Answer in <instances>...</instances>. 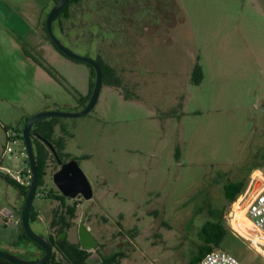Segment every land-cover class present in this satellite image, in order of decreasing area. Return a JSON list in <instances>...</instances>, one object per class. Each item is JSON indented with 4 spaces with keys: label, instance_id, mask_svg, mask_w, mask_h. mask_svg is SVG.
Instances as JSON below:
<instances>
[{
    "label": "rangeland",
    "instance_id": "374dc122",
    "mask_svg": "<svg viewBox=\"0 0 264 264\" xmlns=\"http://www.w3.org/2000/svg\"><path fill=\"white\" fill-rule=\"evenodd\" d=\"M7 1L18 0H0V157L6 127L22 131L40 108L70 110L75 91L88 94L91 77L87 63L70 60L45 40L44 24L41 50L39 4L21 15L19 6L8 11ZM69 12L66 36L58 29L56 35L75 53L113 66L137 98L125 100L104 85L90 115L58 118L73 135L67 151L92 182L101 176L110 204L123 211L88 208L84 221L104 244L102 252L137 236L156 240L136 242L125 263L188 264L202 245V226L219 217L227 225L232 204L224 185L245 180L248 187L254 176L263 177L258 169L264 174V0H80ZM197 64L204 72L199 85L192 81ZM174 109L176 117L167 116ZM13 148L4 167L28 168L22 146ZM259 186L255 182L248 198ZM40 193L33 206L50 221L55 204ZM24 199L0 177V248L31 256L14 246ZM120 223L132 228L122 237ZM226 229L221 250L242 264H264L262 252Z\"/></svg>",
    "mask_w": 264,
    "mask_h": 264
},
{
    "label": "flooded vegetation",
    "instance_id": "af4514ba",
    "mask_svg": "<svg viewBox=\"0 0 264 264\" xmlns=\"http://www.w3.org/2000/svg\"><path fill=\"white\" fill-rule=\"evenodd\" d=\"M54 5H55V1H54ZM54 5H53V7H54ZM51 9L46 14V17H45V20H44L45 22L47 20V16H48L49 12L51 11ZM54 22H55V20H54ZM54 22H53V31H54L55 35H56L55 31L58 29V31L62 34V36H66L64 34V32H63V28H60L58 26V22L59 21H57L55 24H54ZM43 24L44 23H42V25ZM42 25H41V29H42ZM40 34L43 36L42 30L40 31ZM47 34H48V32H47ZM45 36H44L45 40H47V42H49L48 39H47V35H45ZM48 37H49V35H48ZM49 44H50V42H49ZM65 57L69 58L66 55H65ZM69 59L70 60H74V59H71V58H69ZM93 59H95L97 61V58H93ZM74 61H77V60H74ZM87 65L91 68L90 82H91V78H93V80H94V85H93V88H92V92L90 94V88H89V91H88L87 95H80L77 91H75V93L78 95V97H76V99L74 100V101H76V103L73 102L74 103V108H71L68 111H71V112L72 111H81L83 108H85V106L89 103V101L91 99V96L93 94V90H94V87H95L96 71L90 64L87 63ZM108 65L115 71L114 73H112L113 74V78H114L113 80L116 79L117 81H119L120 86L117 87V86L106 84L104 82V75H103L102 89H103L104 85H107L108 87H111V89H113L116 92H118L121 96H123V98L125 100L133 101V99H137L136 98V93H135V95H132V93L129 91L130 89L128 88V86L126 84L123 83L120 75L117 73V71L114 69V67L111 66L110 64H108ZM92 69L94 70V73H95L94 76L92 75ZM101 69H102V67H101ZM102 73H103V70H102ZM102 91L103 90H101V92ZM124 91H126V92H124ZM89 94H90V96H88ZM80 96H81V98H80ZM87 96L89 97V99L87 100V102L85 104H83L81 101H82V99L84 97H87ZM100 96H101V94H100ZM99 99H100V97H99ZM98 103H99V100H98L96 106L94 107V109L87 115H90L95 110V108L97 107ZM49 110H51V109H49ZM52 110H54V109H52ZM162 114H164V113H162ZM167 116L176 117L175 109L171 110L169 113H167ZM63 126H65V125H63V124L62 125H58L56 127V133H55V138L56 139L62 137L64 139V142H65L64 148L62 150H59V151L50 142H48L47 140H45L43 138V132L39 133V132H36L35 130H32L33 139L34 140L38 139L42 143V145L45 144V146L47 147L48 151H50V157H49L48 165H47L48 168H47L45 179H44L45 184H44V186L38 188V190L41 189L40 197L42 199L44 198V200L47 203L49 202L50 205H51V203L55 204L53 206V208L51 209L52 210V213H51L52 219L50 221H48L45 218L43 219V216H42L43 213L36 211L35 208H34V213H36V214L33 213L34 214V219L31 220V225H32V228L34 229V231L39 233V234L44 235L49 240V242L51 243V246L53 248L51 257H50L49 261L46 264H48L52 260L53 257H56V259L58 261H61L63 264L67 263L66 257L64 258V255H65L64 251L62 249H60L59 245L55 242L58 239V235L61 234V233H59L60 231H62L61 239L65 238L66 241L70 245L76 246L78 249L84 250V251L87 252V257L85 258L84 264H106L105 263V259H107V258H109L111 256H114V255H124L123 257L119 256V258H117L118 259L117 262L113 263V264H118L121 260H123L124 258L127 257L126 255L128 254V252H130V251H132L134 249V246H135L136 242L143 243V246L147 245V244H150V245L156 244V240H154V239H150V240L148 238L147 239H144V238L140 239L139 236H137L135 241H134V239L131 240L129 238L128 239V243H126L124 241V244H125L124 246L106 247V249L111 248V251L110 252H106V251L102 252L101 248L104 246V244H102L100 242V240L97 237L96 232H93V230L89 226V224L84 221V216H85L86 213H88V210H89L88 208H90V209L93 208L94 212H96V213L97 212H103V213L106 214L107 212H111V213H113V215L121 214V212H123V211L122 210L118 211L116 209L114 210V207L112 206V204H110V199H109L110 198L109 197L110 196V192H107V189L105 187L106 186V182L103 181L102 184H101V182L98 181V178H101V176L96 175L95 176V180L96 181L92 182L90 177H88L84 173V171L82 170V168L80 166V159L77 158V157H74L71 153H69L67 151L68 139L69 138H73V135L71 134L69 129H67L65 127H64L65 129L62 128ZM36 134H38V135H36ZM44 140L47 141L48 143H45ZM49 144L54 148L55 153L52 151V149H51ZM73 160L77 162L79 168L85 174V176H86V178H87V180H88V182H89V184L91 186L92 197L89 200H86L85 197L82 194H78L74 198L65 196L56 187V185L53 182V175L62 168V164L69 163L70 161H73ZM52 166H55V170L50 175V173H48V170H50L52 168ZM28 170H30V168H28ZM28 170H26V171L22 170L21 172H22L23 175H25ZM46 177H48L47 179H49V181H47V182H46V180H47ZM152 200H154V199L151 198L149 201H147V204H150V206L155 205V204H153ZM82 207H84L86 210L84 209V211H82V213H81L80 208H82ZM71 208L73 209V212L70 211ZM81 216H83V219H82ZM17 223L19 224V221H17ZM20 224H21V222H20ZM66 224H68V226ZM82 225H84L92 233V235L96 238V240L98 241V247L97 248H95L93 250H90V251H87V250L81 248L80 243H79V233H80V226H82ZM154 228H156V226L152 225L151 227L148 228V230L149 229H154ZM162 229H164V228L162 227ZM131 230H132V228L131 229H126V226L124 225V223H120L119 224V228H118V234H119L120 237H122V235L125 234L124 232L131 231ZM148 230H147V232H148ZM70 234H72L71 235V239H72V241H74V243H71L68 240L69 237H70L69 236ZM73 234H75V237H74ZM153 236L151 235V237H153ZM156 237L158 238L159 235H156ZM26 248L31 253L30 257H33L35 259L42 258L46 254L44 248L40 247L36 243L29 244L28 246H26ZM92 252H95V253L97 252L98 256L92 257V255H93Z\"/></svg>",
    "mask_w": 264,
    "mask_h": 264
},
{
    "label": "water",
    "instance_id": "95a60500",
    "mask_svg": "<svg viewBox=\"0 0 264 264\" xmlns=\"http://www.w3.org/2000/svg\"><path fill=\"white\" fill-rule=\"evenodd\" d=\"M70 0H60L51 9L46 20V29L51 41L54 45L66 56L71 59L85 62L90 64L96 71V81L93 94L89 103L81 111H61V110H45L38 112L29 118L25 123L22 130V137L25 143V150L28 156L29 168L31 172V181L29 184V190L21 207V224L26 236L40 247L44 248L46 254L39 259H25L11 250L0 248V260H7L12 264H46L52 254V246L49 240L42 234L34 231L31 225L30 213L33 207L34 200L37 196L39 177L38 168L34 150V144L32 139V130L35 124L43 119L51 118H81L89 114L96 106L103 85V73L100 64L93 58L79 55L70 50L63 42L55 35L53 31V22L61 10L69 3ZM38 135V134H36ZM45 143H48L44 140ZM50 145V144H49ZM52 151L55 153L54 148L50 145ZM53 182L56 187L65 195L71 198L76 197L78 194H82L86 200L91 199L92 191L91 186L79 168L76 161H70L69 163L62 164V168L53 175ZM69 236V241L74 243ZM75 237V234H73ZM79 243L81 248L90 251L98 247V241L92 235V233L84 226H80Z\"/></svg>",
    "mask_w": 264,
    "mask_h": 264
},
{
    "label": "trees",
    "instance_id": "16d2710c",
    "mask_svg": "<svg viewBox=\"0 0 264 264\" xmlns=\"http://www.w3.org/2000/svg\"><path fill=\"white\" fill-rule=\"evenodd\" d=\"M55 4L60 1V0H54ZM80 0H70V2L64 7V9L57 15L54 24L58 22V26L60 28H63V20L64 19H68L70 18V6L72 4L78 3ZM43 29L44 32L47 35V39L50 42V44L53 46V48H55L61 55L65 56L64 53H62L50 40V38L48 37L47 34V30H46V22L44 21V25H43ZM97 61L100 63L102 70H103V75H104V82L108 85H113V86H120L119 81H117L116 79L113 80V74L115 71L100 57H97ZM203 68L201 67L200 64H197L193 73H192V81L194 84L199 85L202 83V81L204 80V75H203ZM94 70L92 69V75L94 76ZM94 85V80L93 78H91V82H90V94L92 92V88ZM90 94L88 96H90ZM84 97L82 99V103L85 104L87 102V100L89 99V97ZM29 120L26 119L25 123ZM60 119L58 118H51V119H43L39 122H37L34 126V129L36 132L42 133L43 132V138L45 140H47L48 142H50L56 149L62 150L64 148V139L62 137L56 139L55 138V133H56V127L58 126V124L60 123ZM24 123V124H25ZM64 128V126L62 127ZM8 128L6 127L5 130H7ZM65 129V128H64ZM20 131V130H19ZM22 131H20L21 133ZM23 139V137H22ZM33 139V137H32ZM24 140V139H23ZM33 144H34V150H35V156H36V162H37V168H38V177H39V184H38V188L44 186L45 184V175H46V171L48 168V160L50 157V151H48L47 147L45 146V144L42 145V143L36 139H33ZM176 157L179 159V156L176 155ZM2 177L5 178V180L15 186L20 192L21 194L25 197L27 195V192L29 190V185L24 186V185H20L18 182H16L14 179H12L9 176L3 175ZM247 187V183L245 180H240V181H230L227 184L224 185V195H225V199L227 201V203L232 204L237 197L242 194L244 192V190ZM71 212H73V209H70ZM34 206L31 209V214H30V220L34 219ZM222 217H219V219L217 221H208L206 222L202 228L201 231L199 233L200 236V240L202 241V245L199 248L198 253L190 260V262L188 264H195L197 261H199L204 255H206L207 253L215 250V249H220V245L225 237V235L227 234V229H226V225L223 223V220L221 219ZM68 226V224H66ZM21 228H22V233L20 234V236L18 237L17 242L14 244V246L17 248L20 247H26L29 244H33L34 242H32L25 234L24 229L22 227L21 224ZM59 233L62 234V231H60ZM61 234L58 235V239L55 241L60 249H62L65 253L64 258L66 257V261L67 263L64 264H84L85 262V258L87 257V252L84 250H80L78 249L76 246H72L70 245L66 239L62 238L61 239ZM65 237V236H64ZM8 250V249H6ZM15 254H17L18 256L25 258V259H35L33 257L30 256H23L20 255L16 252H14ZM123 257L124 255H114L111 256L107 259H105V263L106 264H113L115 262H117V258ZM0 264H12L7 260H0ZM48 264H63L61 261H58L56 259V257H53L52 260L48 263Z\"/></svg>",
    "mask_w": 264,
    "mask_h": 264
},
{
    "label": "built area",
    "instance_id": "2783aa9c",
    "mask_svg": "<svg viewBox=\"0 0 264 264\" xmlns=\"http://www.w3.org/2000/svg\"><path fill=\"white\" fill-rule=\"evenodd\" d=\"M6 148L0 157V177L9 176L20 185H29L31 172L25 175L21 171H13L4 167V159L14 152L13 146H22L21 154H25V143L19 129H7L5 131ZM255 182L260 183L252 196H249ZM248 198V199H247ZM247 199V200H246ZM237 221V225L235 222ZM13 222V221H12ZM17 223V222H16ZM9 224V223H8ZM226 227H230L237 234L246 239L256 249L264 254V177L254 176L250 184L242 194L232 203L231 212L228 214ZM195 264H242L235 256L221 249H215L204 255Z\"/></svg>",
    "mask_w": 264,
    "mask_h": 264
},
{
    "label": "crops",
    "instance_id": "0c3cea01",
    "mask_svg": "<svg viewBox=\"0 0 264 264\" xmlns=\"http://www.w3.org/2000/svg\"><path fill=\"white\" fill-rule=\"evenodd\" d=\"M37 4H39V8L41 9V10H38V12L35 14L37 22H38V26H39V29H38V32H37V37H38V44L41 46L40 48L43 51V36L40 34V31H41V25L43 23V20L46 17V15L44 14V11H46L48 9L50 10L53 7V5H54V1L53 0H45L44 4H43V0H18V2H9V1H7V7H8L7 10L8 11L13 10L12 12H14V11L17 12L19 10H15V9H17V7L19 6L21 8V15H22V12L26 8L28 9V6H30L32 8L35 5L38 6ZM9 16L12 17V13L9 14ZM25 18L26 17L24 15V16H22V19H19V20H25ZM49 109H52V108H46V110H49ZM40 110L43 111V108H40ZM41 111H39V112H41ZM4 138H5V133L3 135V139ZM28 168L23 169V171L28 170ZM258 170H259L260 173H262V175L264 177L263 172L260 169H258ZM20 171H22V170H20ZM124 259L121 260L118 264H128V262L125 263ZM141 263H137V264H141Z\"/></svg>",
    "mask_w": 264,
    "mask_h": 264
}]
</instances>
